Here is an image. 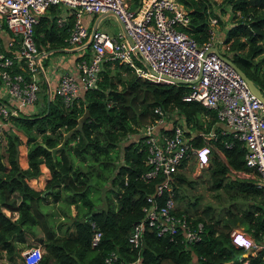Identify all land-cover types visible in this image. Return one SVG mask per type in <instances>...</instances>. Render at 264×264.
Returning a JSON list of instances; mask_svg holds the SVG:
<instances>
[{
	"label": "trees",
	"instance_id": "trees-1",
	"mask_svg": "<svg viewBox=\"0 0 264 264\" xmlns=\"http://www.w3.org/2000/svg\"><path fill=\"white\" fill-rule=\"evenodd\" d=\"M140 1L128 3L134 8ZM180 1L189 14L183 28L202 42L211 35L209 17L215 16L228 52L224 54L264 93V0ZM59 11L57 3L48 5L33 26L39 51L69 45L73 13L59 24ZM4 33L0 50L10 52L7 40L16 36L10 29ZM88 51L85 45L76 58L87 56ZM119 67L130 73L122 76ZM185 92L183 83L142 78L127 65L107 58L102 60L95 85L80 90L69 103L56 93L47 102V93L41 92L35 112L10 114L0 128V258L17 255L20 245L32 237L44 248L37 264H105L103 258L111 250L126 259L138 255L140 264H239L243 258L260 264V253L245 254L243 247L231 241L230 231L240 225L256 240L264 237V191L251 179L230 175L229 167H246L244 146L237 139L224 145L223 140L231 136L217 130L215 147L209 151V185L223 188L232 207L223 205L225 209L216 212L209 203L193 211L175 206L192 222L203 221L200 238L193 242L184 240L181 233H157L147 222L140 245L127 239L143 218L146 196L154 192L159 177L142 175L146 150L138 134L153 117V107H176L192 131L208 130L216 121L214 109L183 98ZM191 141L194 145L204 142L199 134ZM43 171L40 187L32 180ZM173 176L174 198H182L178 188L186 175L178 169ZM99 185L103 199L92 196ZM217 196L223 199L219 192ZM91 220L101 230L96 244H91Z\"/></svg>",
	"mask_w": 264,
	"mask_h": 264
},
{
	"label": "built area",
	"instance_id": "built-area-1",
	"mask_svg": "<svg viewBox=\"0 0 264 264\" xmlns=\"http://www.w3.org/2000/svg\"><path fill=\"white\" fill-rule=\"evenodd\" d=\"M52 3L64 4L73 13L68 46L83 50L87 42L89 45L87 56L80 57L74 69L61 73L53 89L65 103L80 90L95 85L102 60L109 58L152 81L176 82L174 78H181L184 82L178 83L186 86L183 98L196 99L215 110L214 125L208 130L192 131L182 114L173 111H178L176 107L157 104L153 107V117L139 128L140 144L146 150V169L142 175L145 179L159 177L154 192L146 196L143 218L128 234L129 243L141 244L145 222L155 227L157 233H181L187 242L200 238L203 221L192 222L185 213L175 211L173 174L182 159L190 155H195L200 163H208L209 151L215 147L217 138L215 130L231 136L223 140L224 145L230 146L237 139L244 146L246 167H229L230 175L251 179L264 191V103L251 91L240 72L213 50L217 43L212 29L207 39L198 42L183 28L189 14L180 0H141L134 8L128 0H0V34L10 29L16 36L7 40L10 52L0 50V84L5 95V98L0 95V128L10 114L28 107L34 110V103L39 100V78H46L47 71L43 63L45 53L37 48L33 26ZM86 12L114 14L125 32L113 34L99 28L92 31L82 20ZM65 20L66 15L57 17L59 24ZM209 23L212 27L216 17L210 16ZM194 134L201 135L204 142L194 145L191 141ZM90 223L91 244H96L101 230L94 220ZM230 238L235 245L248 249V253H260V264H264V237L256 240L243 228L233 227ZM42 253L41 245L35 243L24 248L15 259L3 255L0 260L4 259L2 264H37ZM103 260L105 264H140L138 255L126 259L115 250ZM239 264H249L248 259H241Z\"/></svg>",
	"mask_w": 264,
	"mask_h": 264
},
{
	"label": "rangeland",
	"instance_id": "rangeland-1",
	"mask_svg": "<svg viewBox=\"0 0 264 264\" xmlns=\"http://www.w3.org/2000/svg\"><path fill=\"white\" fill-rule=\"evenodd\" d=\"M216 1H220V0H216ZM218 3V2H216ZM88 15L89 13H83L82 14V20L84 22V24L87 26V28H89V23L90 21H88ZM213 16V15H211ZM226 17V15H225ZM98 28L108 32V33H113L116 32L117 30H119L120 28V24L118 19L116 18V16L112 13H108L103 15L100 20L98 21ZM6 30H3V33ZM117 33V32H116ZM212 35L213 38L216 40L218 49L223 52V53H228L227 49H225L224 47V43L221 42L222 40V27L221 24L216 22L214 25H212ZM69 47V46H67ZM74 53H77V50L73 51ZM45 64V62H44ZM114 65V63L112 64V66ZM45 68L47 70V72H49L48 68L45 65ZM119 69L121 70V74L122 76H126L128 75L130 72L126 71L125 69L119 67ZM130 71L132 73H134L131 69ZM187 89H189V85L187 84ZM3 87L0 84V95L2 97L5 98L4 92H3ZM3 94V95H2ZM38 104V103H37ZM36 103H34V110H31L32 107H28L27 109H23V111H27V112H32L36 110ZM174 112L179 113V111L177 110H173ZM180 114V113H179ZM21 149L24 150V154L26 153V146L24 145V143H22L20 145ZM219 155L222 156V152L219 151ZM209 163V161H208ZM207 164L204 163H200L195 155H190L187 159H185V163L183 165H181L179 167V170L183 171L185 173V178L183 179V182L179 185L178 191L180 194H182V198H175V206L179 207V208H184L187 207L189 211H193V208L196 206L198 208V210H200L206 203H209L212 205V207H215L216 212L220 211L221 209H225L223 205L225 206H229V199H227V192L223 189V188H214L211 187L210 184V180L208 179L209 175H208V170H207ZM40 176V174L38 175ZM37 176V177H38ZM100 187H96L93 189L92 191V196L94 197H100L101 199H103L104 196V189L101 185H99ZM221 194V197L223 199H220L219 196H217V193ZM194 196H197V202L194 205L192 203V201L195 199ZM72 210L73 212L75 211L73 206ZM27 244H22L20 245L19 248V253L17 254V256L20 255V253L23 251L24 248H26L27 246L31 245V244H35L38 243L36 242L37 240L32 238V237H28L27 239ZM40 244V243H39ZM42 249L43 245L40 244ZM14 259L15 255L13 257L11 256H7V259ZM4 261V259L0 260V264H2Z\"/></svg>",
	"mask_w": 264,
	"mask_h": 264
},
{
	"label": "crops",
	"instance_id": "crops-1",
	"mask_svg": "<svg viewBox=\"0 0 264 264\" xmlns=\"http://www.w3.org/2000/svg\"><path fill=\"white\" fill-rule=\"evenodd\" d=\"M60 8L59 11V15H66V18L69 17L68 15L70 14V17L72 16V12L71 9L64 5V4H57ZM88 13V12H86ZM103 16V13H99V14H94V13H89L88 15V21H90L89 23V28L92 30L93 25L96 23V28H98V21L100 20V18ZM57 16V17H58ZM99 17L98 21H96V19ZM117 18V17H116ZM118 19V18H117ZM66 21V20H65ZM96 21V22H95ZM119 21V19H118ZM58 23V22H57ZM100 29V28H99ZM120 30L123 31L122 27L120 26L119 30H117L116 32L118 33ZM116 32H113V34H116ZM3 35L5 36L6 33H3ZM5 42V40H4ZM65 49H60V48H51V49H47V50H41L42 52L45 53L44 57H43V63L45 62L44 65H46V67L48 68L49 72H46V78L45 77H41L39 78L40 80V90L38 92V104L41 102V92L43 93H50V95L53 94V89L57 83L58 77L61 73H63L64 71L68 70V69H74L76 66V61L79 59H77V55H79V53L82 51L81 49H79L80 47H74V46H64ZM77 50V53H74L73 51ZM82 54V53H80ZM47 71V70H46ZM25 161V160H24ZM44 179H45V171H43L42 174H40V176H38L36 179H33L32 182L40 187H43V183H44ZM7 213L9 212L7 209L5 210ZM237 227H241L240 225H236L234 228ZM246 253L249 252L248 249L244 250ZM17 255H15L16 258ZM14 258V259H15Z\"/></svg>",
	"mask_w": 264,
	"mask_h": 264
},
{
	"label": "water",
	"instance_id": "water-1",
	"mask_svg": "<svg viewBox=\"0 0 264 264\" xmlns=\"http://www.w3.org/2000/svg\"><path fill=\"white\" fill-rule=\"evenodd\" d=\"M105 14H108V13H103V15H105ZM101 16H102V14H101ZM99 17L100 16H98V18L96 19V21H98ZM96 23L93 25L92 31H94V29L96 28ZM119 24L122 27L123 31L125 32V29L123 28V24H122V22L120 20H119ZM86 45H88V42L86 43ZM59 48L60 49H65L64 47H59ZM213 50L218 53V55H219V57L221 59H223L225 62H228V63L232 64L240 72V74L245 78V80H246L249 88L251 89V91L253 93H255V95L264 103V93L262 92V90L260 89V87L253 81V79L251 77H249L245 73V71L242 68H240L231 58H229L227 55H225L224 53H222L218 49V47L216 45L213 46ZM173 80L176 81V82H184V80L181 79V78H174ZM46 97H47L46 99H47V102H48L49 101V98H50V93H47V96Z\"/></svg>",
	"mask_w": 264,
	"mask_h": 264
}]
</instances>
